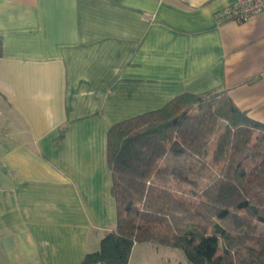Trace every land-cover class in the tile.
Wrapping results in <instances>:
<instances>
[{
    "label": "crops",
    "instance_id": "crops-1",
    "mask_svg": "<svg viewBox=\"0 0 264 264\" xmlns=\"http://www.w3.org/2000/svg\"><path fill=\"white\" fill-rule=\"evenodd\" d=\"M234 1L0 0V264L99 247L111 124L213 89L264 123V12L219 20Z\"/></svg>",
    "mask_w": 264,
    "mask_h": 264
},
{
    "label": "trees",
    "instance_id": "trees-1",
    "mask_svg": "<svg viewBox=\"0 0 264 264\" xmlns=\"http://www.w3.org/2000/svg\"><path fill=\"white\" fill-rule=\"evenodd\" d=\"M106 162L116 222L80 264H128L144 242L186 264H264V123L224 89L111 124Z\"/></svg>",
    "mask_w": 264,
    "mask_h": 264
},
{
    "label": "rangeland",
    "instance_id": "rangeland-1",
    "mask_svg": "<svg viewBox=\"0 0 264 264\" xmlns=\"http://www.w3.org/2000/svg\"><path fill=\"white\" fill-rule=\"evenodd\" d=\"M139 247L131 264H186V258L178 248L163 245H155L158 248Z\"/></svg>",
    "mask_w": 264,
    "mask_h": 264
},
{
    "label": "built area",
    "instance_id": "built-area-1",
    "mask_svg": "<svg viewBox=\"0 0 264 264\" xmlns=\"http://www.w3.org/2000/svg\"><path fill=\"white\" fill-rule=\"evenodd\" d=\"M264 12V0H235L230 6L218 12L219 20L232 19L243 22L249 18Z\"/></svg>",
    "mask_w": 264,
    "mask_h": 264
}]
</instances>
